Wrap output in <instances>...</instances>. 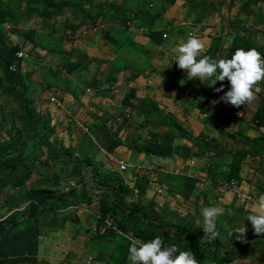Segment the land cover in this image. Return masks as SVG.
<instances>
[{
	"label": "trees",
	"instance_id": "obj_1",
	"mask_svg": "<svg viewBox=\"0 0 264 264\" xmlns=\"http://www.w3.org/2000/svg\"><path fill=\"white\" fill-rule=\"evenodd\" d=\"M182 1L188 7V19L193 26L202 25L216 15L225 20L222 9L226 7L230 11L239 6L224 31L227 33L211 36L210 46L203 54L217 60L231 58L237 48H256L264 54V0ZM176 2L0 0V264H52L40 259L44 231L58 232L72 217L79 223L78 211L93 219V228L87 232L91 233L89 254L94 263L130 264L128 254L132 242L159 236L166 246L176 244L181 250H192L200 264H227L246 259L252 252H256L252 264H264V233L255 230L243 233V226L235 224L234 218L226 226L224 217L219 216L218 236L212 238L203 229V217L171 213L155 199L150 200L147 197L150 174L136 163L132 164L133 169L112 170L93 156L80 157L79 148L58 139L57 126L46 107L47 100L39 101L37 93L64 80L62 70L51 69L55 81L52 78L53 81L38 89L32 80L33 73L23 72L21 60L17 58L20 48L9 44L4 27L9 25L12 33L23 37L25 43L33 44L32 53L37 54L36 50L41 49L59 56L69 75L86 70L88 66L81 62L87 58L77 51H64L63 43L84 30L101 27L102 36L118 58L100 81L91 84L93 88L115 86L124 73L130 74L126 80L128 85L142 76L159 74L164 88L161 95L168 99L184 90V94L177 97L178 110L168 112L160 108L158 101L139 98L136 89H130L115 121L97 120L95 126L88 127V134L107 155L124 147L137 158L140 155L161 159L178 157L184 162L208 159L206 178L215 185L230 187L241 182L242 167L248 157L261 158L260 168L264 174V135H248L251 128L264 127V80L257 82L255 87L260 91L255 92L252 101L239 107H226L239 124L236 132H229L219 120L223 127L213 124L203 137L194 138L186 125L192 112L199 110L214 123L220 116L215 111L222 101L219 97L230 88V83L226 79L215 86H206L197 79H189L187 70L177 67V71L172 72L170 69L176 67L173 63L163 72L153 67L157 48L189 39L188 28L169 27L164 23L166 12ZM65 10L71 13L72 20L65 23L62 31L56 30L54 20ZM33 18L50 23L53 34L19 30ZM248 18H253L250 25ZM131 27L146 31L150 47L135 42ZM228 37L231 41L226 47ZM48 40L51 44H44ZM75 57L77 61H73ZM124 59H132V63ZM221 84L226 85L224 90L215 92L214 88ZM236 113H242V117L238 118ZM3 133L8 137H3ZM214 133L218 135L214 137ZM228 140L241 148L232 145L230 148V143L225 146ZM227 158L229 163L224 162ZM35 176L41 179L34 184ZM197 177L185 178L182 194L185 199L195 195ZM67 180L70 184L64 186ZM258 189L251 199L264 193L262 183L258 184ZM21 207L24 208L19 209ZM4 210L7 212L3 213ZM70 255L65 264H74Z\"/></svg>",
	"mask_w": 264,
	"mask_h": 264
},
{
	"label": "crops",
	"instance_id": "obj_2",
	"mask_svg": "<svg viewBox=\"0 0 264 264\" xmlns=\"http://www.w3.org/2000/svg\"><path fill=\"white\" fill-rule=\"evenodd\" d=\"M95 1L103 2V0ZM210 1L212 2V0ZM221 13L225 16L223 11H221ZM164 18V23L168 24L169 27L183 26L188 28L189 35L198 36L202 40L205 44V50L210 46L211 36L224 32L229 28V24L225 21L226 18L222 20L220 15L209 18L208 21L204 22L202 25L193 26L188 19V7L182 0H177L175 5L166 12ZM71 20V13L65 10L64 14L54 20L56 21L55 29L62 31L65 23ZM4 27L7 30V40L9 44L11 46H19V51H25L29 55L27 59L21 60V68L23 72L33 73L32 80L38 89H40L42 85L46 86L49 80L52 81V78L55 81V76L52 77L51 69L54 71L62 70V78L64 80L57 84H53L52 88L45 92L39 91V93H37V99H39V101L43 99L47 100L46 107L51 112L53 124H56L57 131L60 129L65 132L63 135H60V137L67 136V138H70L71 131L74 129H76L77 133L81 131L88 135V127L95 126L97 120L106 121L107 119H111L115 121L122 107V101L130 89H136L137 97L139 98H150L158 101L160 103V108L164 111L171 112L178 110V98L184 94V90L177 93L173 99L164 97L161 95V90L164 92V88H162V77L159 74H154L153 77L142 76L128 85L126 84V80L130 77V74L122 73L119 77V82L115 86L109 88H93L91 84L100 81L103 76L108 73L110 64L118 58L114 49L106 43V40L102 36L100 32L101 27L84 30L83 33L77 35L73 40L63 43L64 51L70 53L72 51H77L78 53L86 55L87 58L86 60L82 59L81 62L82 65L88 66L87 69L82 72H76L73 75H69L67 70L63 68L59 56H54L50 52L41 49L36 50L37 54H34V52L32 53V49L34 48L33 44L29 42L25 43L23 37L12 33V28L9 25H5ZM19 30L25 32L36 31L48 36L53 34L50 23L45 24V22L38 18H33L29 22H25L19 27ZM130 32L134 34L137 44L150 47L151 42L146 31L131 27ZM224 33L226 34L227 32ZM230 41L231 38L228 37L225 44L226 47L229 46ZM183 42L186 41L180 39L177 43L169 42L166 48H157L152 61L153 67L163 72L164 69L173 63L172 60H169L167 63L165 62L166 59L164 60L165 57L163 56V52L171 50L178 53L177 47ZM47 43L51 44L49 40L45 41L44 44ZM160 49H163L162 52H160ZM157 53L162 54H160V57H157ZM35 56H37V58ZM124 60L132 63V59ZM73 61H77V57H75ZM173 64L176 65V67L170 70L176 72L178 66L175 62ZM160 65H162V67L157 68ZM157 85L160 86V91L158 92H156V88H154ZM53 98L61 105L59 106L58 103L54 102L52 100ZM166 102H169V104H166ZM221 104L222 106L217 105L215 109L220 115L218 116L219 120L225 123V127H227L229 132L234 133L238 130L239 124L236 117H232L226 110V107H232L233 105L224 101H221ZM240 114L242 117V113ZM77 121L79 122V126L76 124ZM221 122L218 121L217 123L223 127ZM71 124H74V126ZM186 125L192 132L194 138L203 137L202 134L205 133L206 129L213 128L212 121L207 120L206 115L199 110H194L192 112ZM81 135L78 134L74 136L75 141L73 143L80 145ZM217 135V133H214L213 136L216 137ZM248 135L255 137L257 136V132L251 128ZM124 137L125 134L123 131L122 138ZM67 138L66 140L68 141ZM226 143L227 142H224V145ZM230 145L233 146L234 144ZM236 147L240 149L241 145H237ZM98 148L99 152L103 154L104 158L107 159L110 164L114 162L112 161L113 159H116L127 164L129 169L135 166L129 163L130 158L133 157L134 154L127 148L120 147L113 155H107L106 151L99 145ZM228 160L229 158L224 162L226 163ZM135 162L138 168L150 174L151 183L147 197L150 200L155 199L161 207L165 206L171 213H180L183 216L193 214L194 216L202 217L201 210L205 206L215 205L223 209V214L220 216L224 217V224L226 226H229L231 222L229 220L234 218V220H236L235 224L245 227V231L255 230L251 221L245 219L248 215V208L254 202L255 198L246 201L240 198L239 194L251 197L258 192V184L262 183L264 185V174L261 173L262 170L260 167L262 160L260 157H248L245 160L241 172V182L231 187L228 185H215L206 178V168L209 164L208 159H194L184 162L178 157L161 159L140 155L135 159ZM114 165L119 169L116 162H114ZM131 174L132 173H130V176H132ZM196 176H198L199 183L195 188V195L190 199H185L182 196L185 188V178ZM86 251L87 252H84V254H89V249ZM225 251L229 252V249ZM253 255H256V252H252L246 259H239L227 264H252L254 262ZM78 258L79 257H76L75 260H70L73 261L74 264H80ZM67 259L65 258L64 262L59 263L65 264ZM87 264L90 263L87 262Z\"/></svg>",
	"mask_w": 264,
	"mask_h": 264
},
{
	"label": "clouds",
	"instance_id": "obj_3",
	"mask_svg": "<svg viewBox=\"0 0 264 264\" xmlns=\"http://www.w3.org/2000/svg\"><path fill=\"white\" fill-rule=\"evenodd\" d=\"M205 44L195 35H189L186 42L177 47L178 55L173 61L180 69L187 70L189 79H197L206 86H215L218 81H227L230 88L219 97L226 103L239 107L254 99L257 82L264 80V54L256 48H237L231 58L214 59L203 54ZM208 81V84L204 82ZM225 84L214 88L219 93ZM219 102V101H217ZM223 214L219 206H205L201 210L203 229L212 238L218 236L217 220ZM245 219L251 221L257 233H264V193H260L248 208ZM245 232V227L242 229ZM131 240L132 238L129 237ZM130 264H200L192 250H181L178 245H165V241L156 236L148 241L136 240L129 246Z\"/></svg>",
	"mask_w": 264,
	"mask_h": 264
},
{
	"label": "rangeland",
	"instance_id": "obj_4",
	"mask_svg": "<svg viewBox=\"0 0 264 264\" xmlns=\"http://www.w3.org/2000/svg\"><path fill=\"white\" fill-rule=\"evenodd\" d=\"M225 1H228V0H212V2H225ZM238 7L239 6H236L230 11L226 7L223 8L222 11L225 14L226 23L229 24L232 17L238 12ZM252 20H253V18L247 19V21H249L248 22L249 25L252 24ZM162 50L163 49H160V52H162ZM160 54H162V53H160ZM160 54H158L157 57H160ZM178 54L179 53H177L175 51H171V50H167V51L163 52V56L165 57L164 60L166 59L165 62L167 63V62H169V60L173 61L174 57L177 56ZM174 62H175V64H177L176 61H173V63ZM160 67H162V65L158 66L157 68H160ZM165 73H167V72H165ZM158 84H159V82H158ZM159 87L160 86H158V85L154 87V88H156V92L160 91ZM166 104H169V102H166ZM217 105L222 106L221 103H218ZM215 120H216L215 122H218L219 121L218 117ZM215 122L213 124H217V126H220L219 123H215ZM72 126H74V124ZM57 132H58L57 138L60 140L63 139V141H65L66 145L75 146L77 149L79 148L78 151L80 153V155H79L80 157H82V156L83 157L93 156L99 160L104 161L107 168H110L112 170L117 169L116 166L114 165V162H112V164H110L107 161V159L104 158L103 154H101L99 152L98 142L93 137H91L89 134L87 135L86 133H82L81 131H78V133H77L76 129H74L71 131L70 138H67V136H63V137L61 136L60 137V135H63V133H65V132L61 131L60 129ZM3 134H4L3 137H8V135L6 133H3ZM78 134H80V135L84 134V135H81L80 146L76 143H73L75 141L74 136H77ZM66 138L68 139V141L66 140ZM226 142L227 143L225 144V146H227L229 143L233 144L232 141H229V140ZM232 147L237 148L236 146H232ZM232 147L230 145V148H232ZM135 159H137L136 155L130 158L129 163L130 164L136 163ZM227 162H230V159ZM131 177L132 176H130V178ZM40 179H41V176H37V177L35 176L33 178L32 182L35 184L37 182V180H40ZM67 184L68 185L70 184V180H67L66 182H64V186ZM23 208L24 207H21L19 209H23ZM6 212H7L6 210L3 211V213H6ZM82 212H79V211L77 212V214H78L77 218L79 219V223H78L77 219L72 217V218H69V220L66 222L63 229H60L58 232L49 233L47 231H44L45 235L42 238L40 259H47L52 264H60L59 262H61V263L64 262L65 258H67V256L69 254H71L70 259L75 260L76 257H79L78 260H79L80 264H87V262H89L90 264H94L93 259L91 258V254H87V255L84 254V252H87L86 250H88L89 246L91 245V241H90L91 233H88V232H90L89 231V230H91L90 228H93V224H92L93 219L87 218L85 215L86 213H82ZM79 250H80V253H79Z\"/></svg>",
	"mask_w": 264,
	"mask_h": 264
},
{
	"label": "built area",
	"instance_id": "obj_5",
	"mask_svg": "<svg viewBox=\"0 0 264 264\" xmlns=\"http://www.w3.org/2000/svg\"><path fill=\"white\" fill-rule=\"evenodd\" d=\"M28 57H29V55H28L25 51H19V52L17 53V58H18L19 60L27 59ZM13 68H15V67H13ZM13 68H12V69H13ZM193 96H195V95H193ZM52 100H53L54 102L58 103L59 106L61 105V104H59V102H57L56 99L53 98ZM236 115H237L238 117H241V114H240V113H236ZM76 124H78V126H79V122H78V121L76 122ZM254 130H255L257 133H259V134H261V135H264V127H263V126L254 127ZM112 161L116 162V164L118 165V168H119L120 171H125V170L128 168L127 164H125V163L122 162V161H118V160H116V159H113ZM239 197L242 198L243 200H246V201H247V200H248V201L251 200V198L248 197V196H246V195L239 194Z\"/></svg>",
	"mask_w": 264,
	"mask_h": 264
}]
</instances>
